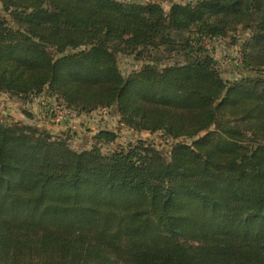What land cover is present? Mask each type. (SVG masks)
<instances>
[{
    "label": "trees",
    "instance_id": "16d2710c",
    "mask_svg": "<svg viewBox=\"0 0 264 264\" xmlns=\"http://www.w3.org/2000/svg\"><path fill=\"white\" fill-rule=\"evenodd\" d=\"M238 30L228 82L204 42ZM2 94L173 143L0 118V264H264V0H0Z\"/></svg>",
    "mask_w": 264,
    "mask_h": 264
},
{
    "label": "rangeland",
    "instance_id": "374dc122",
    "mask_svg": "<svg viewBox=\"0 0 264 264\" xmlns=\"http://www.w3.org/2000/svg\"><path fill=\"white\" fill-rule=\"evenodd\" d=\"M136 3L155 2L160 4L165 11L169 9L172 3H188L196 0H119ZM246 34L241 30L235 33H229L225 38L213 39L205 41V49L217 62V68L221 77L228 82L240 79L246 75V71L241 66V44ZM118 66L123 75H127L140 66V62L133 60L131 56H119ZM0 118L8 122H20L27 125H35L40 129L50 131L53 135H62L69 138L73 145H81V143H91L89 141L92 133L97 130L108 129L118 132V138L109 145L102 146V151H113L127 146L135 138L147 139L161 150L162 153H168L172 140L166 138L162 133H133L118 122L119 118L113 110L96 109L89 114L76 115L75 118H67L65 116H56V112L51 114V108L55 111L60 110L56 97H47L44 94L32 101L24 103L17 99L8 98L7 95H0ZM64 108V107H63ZM67 110V109H66ZM28 113L30 117H26Z\"/></svg>",
    "mask_w": 264,
    "mask_h": 264
},
{
    "label": "built area",
    "instance_id": "2783aa9c",
    "mask_svg": "<svg viewBox=\"0 0 264 264\" xmlns=\"http://www.w3.org/2000/svg\"><path fill=\"white\" fill-rule=\"evenodd\" d=\"M57 109H59L60 111L57 112V111H55L54 108L52 107L50 113H51V114H54V112H56V116H65V117H67V118H75V116H76L75 113H73V112H71V111H68V110H66V109L63 108V107H57Z\"/></svg>",
    "mask_w": 264,
    "mask_h": 264
},
{
    "label": "crops",
    "instance_id": "0c3cea01",
    "mask_svg": "<svg viewBox=\"0 0 264 264\" xmlns=\"http://www.w3.org/2000/svg\"><path fill=\"white\" fill-rule=\"evenodd\" d=\"M8 97V96H7ZM2 98V96H0V99ZM9 98V97H8ZM86 115H84L83 117H85ZM82 117V116H81Z\"/></svg>",
    "mask_w": 264,
    "mask_h": 264
}]
</instances>
